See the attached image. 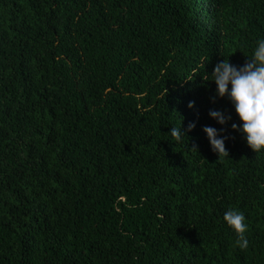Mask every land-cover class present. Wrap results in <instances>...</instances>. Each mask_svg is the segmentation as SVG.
<instances>
[{"label": "trees", "instance_id": "16d2710c", "mask_svg": "<svg viewBox=\"0 0 264 264\" xmlns=\"http://www.w3.org/2000/svg\"><path fill=\"white\" fill-rule=\"evenodd\" d=\"M258 38L264 0H0V264H264V149L210 80Z\"/></svg>", "mask_w": 264, "mask_h": 264}, {"label": "clouds", "instance_id": "9594fccd", "mask_svg": "<svg viewBox=\"0 0 264 264\" xmlns=\"http://www.w3.org/2000/svg\"><path fill=\"white\" fill-rule=\"evenodd\" d=\"M211 81L215 83L217 97H226L232 104L241 123H231V128L241 132L247 145L259 152L264 149V38H258L252 50L251 57L241 66L231 64L227 59L218 61L210 74ZM189 107L193 102H189ZM209 116L223 125L231 119L220 110H209ZM189 123L188 130L194 127ZM203 132L209 141L210 148L218 157L228 155L225 148V138L220 133L223 129L212 126H203ZM168 133L174 140L179 141L186 135L181 127H170ZM223 220L237 234V245L240 249L248 246L244 233L247 223L242 211L228 209L223 214Z\"/></svg>", "mask_w": 264, "mask_h": 264}]
</instances>
